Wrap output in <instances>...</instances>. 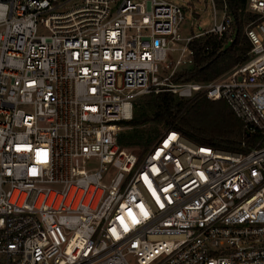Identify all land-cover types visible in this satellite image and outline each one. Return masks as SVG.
Masks as SVG:
<instances>
[{
    "label": "built area",
    "instance_id": "2783aa9c",
    "mask_svg": "<svg viewBox=\"0 0 264 264\" xmlns=\"http://www.w3.org/2000/svg\"><path fill=\"white\" fill-rule=\"evenodd\" d=\"M246 10V60L175 82L192 41L222 40L225 10L185 33L170 0H0V264H264V0ZM158 93L223 100L253 146L166 128L144 153L121 147Z\"/></svg>",
    "mask_w": 264,
    "mask_h": 264
},
{
    "label": "trees",
    "instance_id": "16d2710c",
    "mask_svg": "<svg viewBox=\"0 0 264 264\" xmlns=\"http://www.w3.org/2000/svg\"><path fill=\"white\" fill-rule=\"evenodd\" d=\"M217 3L221 8L225 6L233 21L232 37L226 43L213 36L192 41L189 47L193 52V65L176 75L175 82L212 81L246 60L250 43L244 36L241 17L247 7V0H217ZM246 16V21L250 22L257 17L252 13ZM207 46L211 50L206 54L204 48ZM142 98L146 100L144 101L148 112L134 117L127 123L129 127L135 128L154 122L165 129L171 128L179 132L193 143L230 153H246L253 146L254 137L245 132L243 124L223 100L211 102L201 97L188 102L171 93L150 94ZM155 139L156 137L144 139L143 131L134 130L132 133L122 134L119 145L148 148Z\"/></svg>",
    "mask_w": 264,
    "mask_h": 264
},
{
    "label": "rangeland",
    "instance_id": "374dc122",
    "mask_svg": "<svg viewBox=\"0 0 264 264\" xmlns=\"http://www.w3.org/2000/svg\"><path fill=\"white\" fill-rule=\"evenodd\" d=\"M170 1L179 4L182 7L184 13L186 14V21L184 24V32L185 33H187L188 31L190 32L191 28H192L194 33L200 31L199 28H201L203 30L209 29L211 27V24H212V18L215 17V19L217 21H221L223 14H224L223 10L226 11L225 6L223 5V7L221 8V6L217 3V0H170ZM212 2H213L214 7H215V13H214L213 8H212ZM248 13H250V12H248L245 9L243 16L241 17L243 24H244L243 31L246 28V26L250 23V20L246 21V18H247L246 15ZM227 15H228V13L226 11V16ZM229 18L231 19L230 16H229ZM233 28H234V25H233V21L231 19V24H230L229 28L227 29L226 34L224 35V37L221 40L222 43L228 42L229 39L232 37ZM186 69L187 68L181 67L180 69L177 70L176 75H178L179 73H181L182 71H184ZM229 71H227L226 74ZM226 74L224 73L223 75H226ZM199 98H201V96L195 98V100H198ZM144 100L145 99H143L141 97L134 104L133 118L140 116L143 113L148 112L146 110V105H145L146 100L145 101ZM133 129L137 130V131L138 130L143 131L144 132V139H154L155 137L157 139L161 135V133L165 130V128L161 124H157L154 122H147V123L143 124L142 126H137L135 128L130 127L129 129H127L124 132V134L125 133H132L134 131ZM154 141H153V143H154ZM148 148H146L145 146H141V147H137V148H132L131 151L136 153V154H141V153H144Z\"/></svg>",
    "mask_w": 264,
    "mask_h": 264
},
{
    "label": "snow or ice",
    "instance_id": "6c2138e0",
    "mask_svg": "<svg viewBox=\"0 0 264 264\" xmlns=\"http://www.w3.org/2000/svg\"><path fill=\"white\" fill-rule=\"evenodd\" d=\"M146 214V213H145ZM131 215V214H130ZM133 222L136 223L137 221L135 220V218L133 217Z\"/></svg>",
    "mask_w": 264,
    "mask_h": 264
}]
</instances>
